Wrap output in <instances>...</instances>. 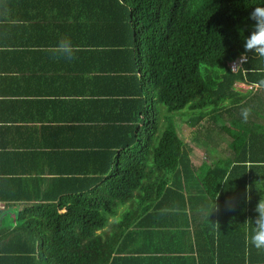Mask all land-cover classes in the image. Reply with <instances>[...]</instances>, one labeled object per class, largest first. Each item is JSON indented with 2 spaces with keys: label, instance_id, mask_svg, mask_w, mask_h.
<instances>
[{
  "label": "trees",
  "instance_id": "trees-1",
  "mask_svg": "<svg viewBox=\"0 0 264 264\" xmlns=\"http://www.w3.org/2000/svg\"><path fill=\"white\" fill-rule=\"evenodd\" d=\"M87 6L100 10L91 16L100 31L88 37L117 42L114 53L132 60L124 62L133 81L125 87L133 89L135 112L128 126L105 129L116 142L115 150L103 151L109 157L102 173L84 178L80 188L26 200L38 204L17 212L0 264L122 262L115 238L103 231L126 204L148 212L175 192L170 176L194 165L175 125L176 115L186 113L199 127L195 142H204L205 129L207 142L224 136L231 152L230 159L197 165L205 220L214 216V223L195 234L194 263L264 264V96L235 87L244 81L264 89V0H87ZM242 55L247 62L233 73L229 64ZM237 204L246 216L239 233L229 229Z\"/></svg>",
  "mask_w": 264,
  "mask_h": 264
},
{
  "label": "crops",
  "instance_id": "crops-1",
  "mask_svg": "<svg viewBox=\"0 0 264 264\" xmlns=\"http://www.w3.org/2000/svg\"><path fill=\"white\" fill-rule=\"evenodd\" d=\"M98 12L87 0H0V247L17 228V212L38 204L30 198L39 191L77 189L87 176L102 173L109 157L103 151L115 150L116 142L105 129L116 131L132 120L133 89L125 87L133 82L126 79L132 67L124 65L132 60L114 53L117 42L88 37L100 31L91 18ZM235 87L243 94L264 93L244 81ZM186 120L194 141L199 127ZM215 151L219 159L190 150L194 165L170 176L175 192L153 201L148 212L131 202L110 217L103 232L115 238L122 261L112 264H196L195 234L214 223V216L205 220L197 165L231 158ZM136 207L137 213H128ZM236 211L229 229L239 233L246 216L239 204ZM123 223L131 226L124 229Z\"/></svg>",
  "mask_w": 264,
  "mask_h": 264
},
{
  "label": "rangeland",
  "instance_id": "rangeland-1",
  "mask_svg": "<svg viewBox=\"0 0 264 264\" xmlns=\"http://www.w3.org/2000/svg\"><path fill=\"white\" fill-rule=\"evenodd\" d=\"M244 90V89H242ZM264 96V93H263ZM188 115H184V116H180V115H176V120L177 124H179L176 126V129L178 131L179 129V134L180 137L184 140V142L186 143V146L189 148V150L195 149L198 152H202V153H206L207 155H205V158H212V156H214V158H218V155L216 153L215 150L219 151V156L220 158H225V157H229L231 155L230 150L227 147V140L224 137H214L213 135H211L212 139L214 140H210L209 142H207L208 140L206 139L205 136H207V132L205 131V129L202 131L200 130L199 134L200 137H203L204 142L206 143H198L193 141V135L191 136L190 134V129H189V125L186 119H188L189 117V113H186ZM163 122V121H162ZM165 122H163L162 126H161V131H163L165 129ZM181 129V130H180ZM208 147V148H207ZM213 148V151H210ZM201 150V151H200ZM197 157V156H196ZM200 160H203V157L199 158Z\"/></svg>",
  "mask_w": 264,
  "mask_h": 264
},
{
  "label": "built area",
  "instance_id": "built-area-1",
  "mask_svg": "<svg viewBox=\"0 0 264 264\" xmlns=\"http://www.w3.org/2000/svg\"><path fill=\"white\" fill-rule=\"evenodd\" d=\"M246 62H247V58L244 55H242L240 58L236 59L235 61L229 64L230 70L233 73H236L240 69L241 65Z\"/></svg>",
  "mask_w": 264,
  "mask_h": 264
}]
</instances>
